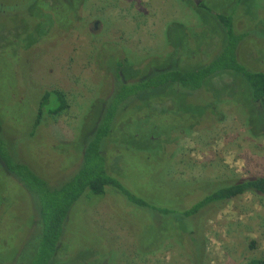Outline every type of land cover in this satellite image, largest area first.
Returning a JSON list of instances; mask_svg holds the SVG:
<instances>
[{"label": "rangeland", "instance_id": "obj_1", "mask_svg": "<svg viewBox=\"0 0 264 264\" xmlns=\"http://www.w3.org/2000/svg\"><path fill=\"white\" fill-rule=\"evenodd\" d=\"M1 1V127L9 141L15 139L12 147L17 154L52 180L70 175L80 163L76 151L95 125L97 100L106 96L109 87L101 67L113 69L117 44L133 63L161 61L171 51L168 25L180 21L195 36L182 39L195 50L191 60L207 61L215 48L202 36L215 25L207 13L196 11L202 0H87L75 23L77 7L70 10L65 0ZM235 13L245 19L238 21L239 30L250 27L254 19L264 25V0H244ZM199 33L208 46L197 49ZM35 37H40L37 44ZM253 43L254 54L248 48L246 56L264 58L262 41L260 48ZM253 63L264 69L262 61ZM46 90L62 91L68 106L59 114L50 113L58 104L52 96L35 131L36 108ZM207 102L209 95L196 100L199 105ZM217 111L218 117L192 130L186 124L195 117L189 113L157 114L156 120L165 127L176 125L164 151L158 146L160 139L147 144L146 132L140 134L136 147L127 134L125 144L115 140L106 144L110 169L141 196L167 205H179L182 197L189 200L185 205L196 201L200 191L185 193L196 181L264 176V135L252 134L244 108L231 97H223ZM160 130L150 128L157 134ZM153 215L110 189L101 197L85 196L72 206L57 257L48 264H197L194 243L184 233L187 220ZM36 216L29 193L1 175L0 264L31 263ZM196 222L203 241L201 264H246L264 258V194L238 196L222 209L196 217Z\"/></svg>", "mask_w": 264, "mask_h": 264}, {"label": "trees", "instance_id": "obj_2", "mask_svg": "<svg viewBox=\"0 0 264 264\" xmlns=\"http://www.w3.org/2000/svg\"><path fill=\"white\" fill-rule=\"evenodd\" d=\"M65 1L69 4L70 10L75 5L74 10L77 7L76 19H72L75 23L81 17L80 8L87 0ZM72 1L74 5H70ZM242 2L244 0H224L222 3L211 4L209 0H202L196 6V11L207 13L215 24L211 33L209 32L207 36L202 34L204 39L215 45L207 61L191 60V54L195 53L193 52L195 50H191L185 42L195 36L180 21H173L168 25L167 40L171 51L163 55L161 61L133 63L129 55H124L117 44L118 55L113 69L105 64L101 67L102 70L105 68L102 73L109 78V83L107 82L109 87L105 92L106 96L103 94L104 98L97 100V121L76 151L80 163L65 178L49 179L20 157L12 147V141L15 139L9 141L5 136L1 127L3 120L0 118V176L7 175L9 179H14L20 184L36 206L38 225L32 241L34 252L29 254L30 264H48L52 256L53 261L56 259V252L58 253V247L65 235L69 212L72 206L85 196L101 197L110 189L120 194L131 205L152 211L155 219L162 216L174 217L178 222L186 219L188 227L184 232L185 237L194 243L192 256L197 264H201L203 241L199 236L201 228L197 222L195 223V218L202 217L203 213L208 214L216 209H222L227 202L246 193L264 194V176L231 181L204 180L196 181L195 185L189 186L190 189L185 191V193L200 191V197L193 203L185 205L189 200L182 197L179 205L160 204L156 198L152 200L150 197L141 196L142 192L140 194V191L129 188L120 176L110 169L106 156L107 143L115 140L125 144L124 137L128 134L131 146L136 147L139 146L138 137L144 134L143 132H146L150 140V143H147L149 146L155 143V138L160 139L158 146L164 151L165 144L170 139L171 129L176 125L165 127L156 120L157 114L189 113L195 120L186 125L191 127V130L196 129L209 119L219 116L218 103L225 96L231 97L244 108L252 134L256 137L264 135V69L253 63L257 60L264 63V58L263 55H258L256 60H251V57L246 56L245 50L249 48L251 56L254 54L253 41L259 48L262 41L263 49L264 25H259L254 19L251 20L254 24L252 23L250 27L247 28L245 25L242 30L238 29V21L245 22L242 15L235 13ZM1 3L0 0V14L3 8ZM203 21L207 24L206 20ZM71 26L65 32L70 30ZM200 35L201 33L198 37L196 34V40L199 39L197 49L203 44L208 46L206 40L204 42L200 40ZM39 38L35 37L33 44H37ZM183 38L186 40L184 43ZM205 95H209V102L197 104L196 100ZM52 96L58 104L50 113L59 114L68 106L62 91H44L36 108V120L33 124L35 131L42 122L45 104ZM129 111L131 115L127 117L126 113ZM149 126L161 129L162 133L150 131ZM144 127L148 128L150 133L145 131ZM246 264H264V258H253Z\"/></svg>", "mask_w": 264, "mask_h": 264}]
</instances>
